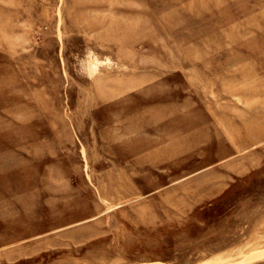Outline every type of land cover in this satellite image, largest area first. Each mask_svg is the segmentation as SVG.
<instances>
[{"label": "rangeland", "instance_id": "1", "mask_svg": "<svg viewBox=\"0 0 264 264\" xmlns=\"http://www.w3.org/2000/svg\"><path fill=\"white\" fill-rule=\"evenodd\" d=\"M0 264H264V0H0Z\"/></svg>", "mask_w": 264, "mask_h": 264}]
</instances>
